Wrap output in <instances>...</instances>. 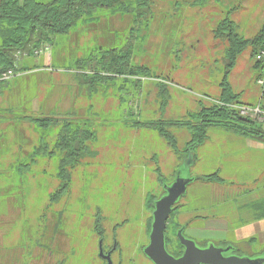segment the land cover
<instances>
[{"label":"rangeland","instance_id":"374dc122","mask_svg":"<svg viewBox=\"0 0 264 264\" xmlns=\"http://www.w3.org/2000/svg\"><path fill=\"white\" fill-rule=\"evenodd\" d=\"M153 1L155 16L150 29L142 31L141 40L128 35L133 25L130 16L80 25L70 36L59 39L57 48L48 46L39 56L21 58L32 68L29 72L36 73L17 75L7 82V90L0 96V154L3 147L7 153L0 158V264H105L99 252V233L108 238V245L112 243L114 227L125 221L123 215L117 219V211L127 206L135 210L136 218L124 223L135 232L140 230L144 242L149 197H160L179 174L199 178L219 167L225 185L213 188L195 181L182 199V203L217 210H213L215 217L208 220L205 231L190 230L188 236L202 242L236 240L228 234V221L218 217L238 205H247L244 207L252 211L253 196L245 191L253 189L259 167L264 169V154L248 151L250 139L212 128L209 140L199 149L202 160L193 163L192 154L181 161L156 132L125 125L127 116L121 111L118 85L97 84L96 93L90 95L73 72L72 63L97 47H118L127 38L135 46L134 63L148 67L154 79L169 82V95L164 98L154 79L143 83L140 99L133 97L131 103L134 114L140 112L141 121L183 120L202 106H211L221 95L219 84L228 42L216 38L214 31L225 12L238 5L232 19L244 37L253 39L264 25V0H209L203 8L187 5L188 0ZM256 52L257 47H248L229 76L244 104L262 102L257 84L261 71L254 68ZM24 115L67 116L72 121L87 120L96 129L97 139L90 143L93 155L72 170L69 191L55 202L50 199L60 186L56 160H41L21 179L13 172V165L39 143V134L21 119ZM171 131L183 151L189 133L176 128ZM157 170L165 179L159 180ZM221 201L225 203L218 207ZM137 210L140 214L144 211V217H138ZM245 217L249 220V213ZM212 228L217 232L211 233ZM243 240L239 243L243 252H264V243L257 237ZM113 260L114 264H149L143 255L132 256L128 249L122 255L116 252Z\"/></svg>","mask_w":264,"mask_h":264},{"label":"trees","instance_id":"16d2710c","mask_svg":"<svg viewBox=\"0 0 264 264\" xmlns=\"http://www.w3.org/2000/svg\"><path fill=\"white\" fill-rule=\"evenodd\" d=\"M208 3L209 0L187 1V5L201 8ZM239 8L235 5L225 12V16L219 21L214 31L216 38L228 42L225 63L222 67L223 78L219 84L221 95L218 100L213 101L211 106H202L200 111L190 113L186 119L141 121L140 112L138 115L134 114L131 107L133 97L139 100L143 83L150 82L154 78L148 67L134 63L135 46H132L127 38L118 47H97L86 57L72 63L73 68L80 72L76 77L91 91L90 95L96 93L97 84L118 85L122 103L121 111L127 116L125 125L132 129H148L156 132L181 161L187 159L189 155H195L196 150L209 140V130L212 128L221 129L239 138L264 143V123L250 117H243L238 110L231 107L233 105L257 106L240 102V94L234 91L229 76L248 47H257L256 55L259 50L264 49V25L253 39L244 37L239 31V26L232 19V15ZM117 15L131 17L133 25L128 35L133 38L136 36L138 40H141L142 31H148L154 19V1L0 0V79L9 71H13L15 76L31 71L32 68L25 65L21 58H33L36 56V51H43L48 46L57 48L59 39L67 38L80 25L98 23L104 18ZM254 68L262 72L263 63L256 62ZM154 80L159 94L163 98L167 97L169 82L160 77ZM7 82L0 80V96L5 89L7 90ZM261 101H264V89H261ZM262 102L258 105L264 109ZM137 104L139 106L140 102L138 101ZM162 105L163 107L166 105V99ZM21 119L33 126L35 132L39 134V143L27 156L13 165V172L21 179L41 160H56L60 186L50 199L55 202L69 191L72 170L83 158L93 155L90 143L97 139L96 129L87 120L72 121L67 116L58 119L54 116L24 115ZM173 128L185 130L190 135V140L183 151L179 148L176 134L171 131ZM50 137L55 138L50 141ZM157 173L161 181L162 173L160 170H157ZM42 174L45 175L46 172ZM195 181L203 184H226L224 176L222 177L218 171L196 178ZM149 198L145 205L151 209L158 197ZM244 206L247 205L241 208ZM99 235L103 237V232ZM169 240H171L170 237Z\"/></svg>","mask_w":264,"mask_h":264},{"label":"flooded vegetation","instance_id":"af4514ba","mask_svg":"<svg viewBox=\"0 0 264 264\" xmlns=\"http://www.w3.org/2000/svg\"><path fill=\"white\" fill-rule=\"evenodd\" d=\"M165 194L166 193L163 192V194L160 197H158L156 201L161 199ZM182 199L173 207V211L169 216V219L167 221V228L165 231L166 250L172 257H174L175 259H180L183 257L186 251L185 247L181 243L179 234H181L185 239L195 242L197 247L202 250L208 249L211 245H214L215 247L221 248L223 250H228L223 253V257L225 258L247 257L251 259H257V258H261L264 255V252L262 253L260 252L257 254L256 253L249 254V253L243 252L242 248L239 246V243L244 242V240L237 239L236 237V231L239 230V228H237V225L241 223L243 224L247 221L244 218L245 214L249 213V216H251V213L249 212V210H246V207L241 208L242 205L240 206L238 205L237 208H235V210H232V212L230 213L232 214V216L238 215L239 217H241L240 222L233 221L230 223V226H227L229 227L228 229H230V231H228L229 232L228 234H231V236L235 238L236 240L226 239L225 241L219 240L218 242H215L213 240L207 239L206 241L202 242L201 240L197 238L188 236V231L190 230L205 231L208 220L213 219V217H215L214 211H217V210L212 209L213 207H210L209 205H205L203 208H200L201 205L199 204L196 205V204H191V203H182ZM155 202L151 209H148L145 205V211H146V214H149V218L147 220L146 231H145L146 235H145L144 242H143L144 239L141 235L140 230H137L135 232L133 229L134 228L133 226H129L128 225L129 223H124L125 221L129 222V220H133L134 218H136L135 210L132 207L127 206L126 209L117 211V219H119V217L123 215V217H125L124 219L125 221L122 223H119L118 225L114 227L113 233L110 237L112 243L108 245L107 237H100L99 239V244L100 242H102L104 254L105 255L111 254V259H112L113 264H114L113 258H114L115 253L121 252V255H122L125 253V251H127V249L130 250V253L132 254V256L141 254L143 255L144 258H146L149 264H154L145 255L144 250L150 244V236L152 232V225L154 222ZM137 216L140 218L144 217V211H142V213L140 214L139 210H137ZM140 226H141V223L140 225H138V227L140 228ZM214 232H217V230L213 229L211 231V233H214ZM218 232L221 233V231H218ZM225 233H227V231L224 232V234ZM169 237L171 238V240L168 241ZM101 259L105 262V264H107V261L105 259L103 258ZM118 264H123V263L121 261Z\"/></svg>","mask_w":264,"mask_h":264},{"label":"water","instance_id":"95a60500","mask_svg":"<svg viewBox=\"0 0 264 264\" xmlns=\"http://www.w3.org/2000/svg\"><path fill=\"white\" fill-rule=\"evenodd\" d=\"M196 178H184L178 175L174 183L165 187L166 193L161 199L155 202L154 222L150 236V244L144 250L145 255L154 264H264V256L257 259L223 257V250L211 245L208 249H200L195 242L185 239L179 234L181 243L186 251L182 258L175 259L166 250L165 231L167 221L173 211V207L187 194L188 186ZM100 257L113 264L111 254L105 255L102 242L99 244Z\"/></svg>","mask_w":264,"mask_h":264},{"label":"crops","instance_id":"0c3cea01","mask_svg":"<svg viewBox=\"0 0 264 264\" xmlns=\"http://www.w3.org/2000/svg\"><path fill=\"white\" fill-rule=\"evenodd\" d=\"M36 72L37 71L26 72V73H22L19 75L30 76L31 74H34ZM46 72H49V70L47 69ZM73 72L75 73V75L80 73V72H76L75 70ZM51 78H52V76H51ZM204 146H205V144H203L201 147H199L196 150L195 155H193V157H192L193 163L197 164L199 161L202 160L203 155L201 154L199 149L201 150V148H204ZM246 148L248 149V151H255V153L260 154V156H262L264 154V143H262V142L248 140V142L246 143ZM6 154L7 153H6L5 148L4 147L1 148L0 158H3ZM217 171L221 173L222 168L219 167V169ZM259 174L260 175L257 178H255V183L253 185L254 187H252L253 189H249V190L245 191L246 195H248V193L251 192L250 196L251 195L253 196V205L254 206H253L252 211H249L252 214V216H250L251 219L249 218L250 220L247 219L248 222L246 221L243 224L241 223V224L237 225V228H239V230L236 231V237L241 240V239H244L246 237L253 235L259 239L260 243H264V169L261 167H259ZM203 175H207V174L205 173ZM202 176H198V177H202ZM207 185L212 186L213 188H217V186H219L218 184H207ZM220 186H223V185H220ZM213 198L214 197H212V199ZM235 202L236 201H234V203ZM224 203L225 202L221 201L218 206H223ZM238 209H240V208H238ZM232 210H235V208L233 207V209L232 208L226 209V211H225L226 214L224 213L223 216L221 214V217H218L219 218L218 220L228 221V224H229L228 226H230V223L233 221L240 222L241 217H239L238 215L232 216V214H230L232 212ZM246 210H247V208H246ZM244 218H246V217H244ZM251 228H252V231H251Z\"/></svg>","mask_w":264,"mask_h":264},{"label":"built area","instance_id":"2783aa9c","mask_svg":"<svg viewBox=\"0 0 264 264\" xmlns=\"http://www.w3.org/2000/svg\"><path fill=\"white\" fill-rule=\"evenodd\" d=\"M42 54V51H36L35 55L39 56ZM256 61L263 63L262 72L260 74V83H257L261 89H264V49L259 50L256 55ZM15 77L13 71L4 73L0 80L9 81ZM232 108L238 110L243 117H250L258 122L264 123V109L260 106H249V105H233Z\"/></svg>","mask_w":264,"mask_h":264},{"label":"bare ground","instance_id":"6f19581e","mask_svg":"<svg viewBox=\"0 0 264 264\" xmlns=\"http://www.w3.org/2000/svg\"><path fill=\"white\" fill-rule=\"evenodd\" d=\"M259 83H260V79H259Z\"/></svg>","mask_w":264,"mask_h":264}]
</instances>
